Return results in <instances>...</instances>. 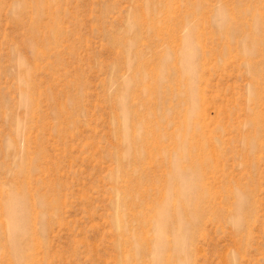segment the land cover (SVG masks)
<instances>
[{"label": "rangeland", "instance_id": "obj_1", "mask_svg": "<svg viewBox=\"0 0 264 264\" xmlns=\"http://www.w3.org/2000/svg\"><path fill=\"white\" fill-rule=\"evenodd\" d=\"M157 257L264 264V0H0V264Z\"/></svg>", "mask_w": 264, "mask_h": 264}, {"label": "bare ground", "instance_id": "obj_2", "mask_svg": "<svg viewBox=\"0 0 264 264\" xmlns=\"http://www.w3.org/2000/svg\"><path fill=\"white\" fill-rule=\"evenodd\" d=\"M124 121V120H123ZM126 125H127V123H126ZM128 137L126 136V139H127ZM176 170H175V172H173L172 174H171V177H170V179L172 180V181H176V180H178L179 182H180V184H181V190H182V197H183V199H184V201L186 200L188 203L190 202V194H191V185L187 182V176L185 175V178L181 175V173L179 172V168H175ZM191 181V180H190ZM193 182V181H192ZM166 183H168V190H169V185H170V182H169V180L166 182ZM197 191V190H196ZM169 192H171V190H169ZM193 194H195V193H193ZM193 194H192V196H193ZM166 198H168V197H166ZM10 199H14V196L13 195H10ZM185 201V202H186ZM186 202V203H187ZM153 215H154V218H155V221L159 224V227H160V231H159V233L160 234H162V237H161V239H162V242H161V244H160V250H161V255L163 254V252L165 251V249H166V247H167V236H168V234H165L166 233V225H167V221H168V210H167V208L165 207V205H162V206H157V205H155V208H154V210H153ZM180 228L181 229H183L184 228V225L180 222ZM181 234H174L173 235V238L174 239H176L178 236H180ZM175 247H176V251L177 250H179V248H178V244L176 243L175 245H174ZM160 260H161V258L159 257H157V260H156V262H155V264H161V262H160Z\"/></svg>", "mask_w": 264, "mask_h": 264}]
</instances>
